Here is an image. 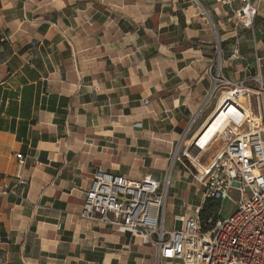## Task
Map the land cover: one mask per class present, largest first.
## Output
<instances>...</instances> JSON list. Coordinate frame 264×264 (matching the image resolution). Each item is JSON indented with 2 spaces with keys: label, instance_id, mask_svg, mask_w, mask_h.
<instances>
[{
  "label": "crops",
  "instance_id": "crops-1",
  "mask_svg": "<svg viewBox=\"0 0 264 264\" xmlns=\"http://www.w3.org/2000/svg\"><path fill=\"white\" fill-rule=\"evenodd\" d=\"M252 4L243 30L213 0H0V186L15 191L0 197L1 261L180 264L82 218L84 194L96 171L149 177L168 181L167 230L193 216L200 187L169 159L182 137L203 165L220 152L194 141L223 90L204 105L213 76L243 81L264 110V0Z\"/></svg>",
  "mask_w": 264,
  "mask_h": 264
},
{
  "label": "built area",
  "instance_id": "built-area-1",
  "mask_svg": "<svg viewBox=\"0 0 264 264\" xmlns=\"http://www.w3.org/2000/svg\"><path fill=\"white\" fill-rule=\"evenodd\" d=\"M213 3L227 7L240 29H252L257 14L252 0ZM220 86L223 90L211 114L218 108L233 107L240 112L241 120L230 122L218 135L223 146L211 164L203 165L194 157L192 160L187 150L181 159L175 156L172 161L182 165L201 189L202 199L192 217L175 218L177 227L167 230L168 181L160 183L149 177L130 180L102 171L93 175L80 216L148 244L154 248L158 263L264 264V110L258 100L253 106L256 95L243 81L229 82L217 74L204 105ZM16 158L20 163L23 160L20 154ZM17 180L19 185L26 184L21 178ZM13 194V187L0 186V197ZM207 199L229 200L235 208L227 217H220L218 212L216 219L208 217L204 230L199 211ZM0 264L6 262L0 260Z\"/></svg>",
  "mask_w": 264,
  "mask_h": 264
},
{
  "label": "bare ground",
  "instance_id": "bare-ground-1",
  "mask_svg": "<svg viewBox=\"0 0 264 264\" xmlns=\"http://www.w3.org/2000/svg\"><path fill=\"white\" fill-rule=\"evenodd\" d=\"M194 118L195 116L192 117L191 122H193ZM241 118L242 116L240 112L233 107H225L219 109L217 112L214 111L208 121L201 128V131L197 134V137H195V145L200 149H204L212 140L218 137L219 134H222L223 129L230 122L237 123ZM188 157L194 160L192 156L188 155Z\"/></svg>",
  "mask_w": 264,
  "mask_h": 264
},
{
  "label": "rangeland",
  "instance_id": "rangeland-1",
  "mask_svg": "<svg viewBox=\"0 0 264 264\" xmlns=\"http://www.w3.org/2000/svg\"><path fill=\"white\" fill-rule=\"evenodd\" d=\"M196 119H197V117L195 118V120ZM195 120H194V122H195ZM214 140H218V141L222 142V144H223V141L219 137H216ZM183 144L184 143H183V137H182L179 140V143H177L176 146L173 147L172 156H171V159L172 160L169 159L170 167H169V170H168L169 171L168 174L170 172L172 173V172H175L176 171V169H174V165L175 164L178 165L179 163L178 162H175V164H173L172 161H174L175 156L179 157L180 159L182 158V154L184 152V145ZM190 155L191 156H194L195 155V151H193L191 149ZM186 163H187V160H186ZM183 179H184V201L187 202V203H192L193 200H192V198L190 199V197L193 196V194L195 193V190L193 189V186H190V183H189V181H188V179L186 177H184ZM190 180L192 181V178H190ZM195 185H196V183H195ZM199 193H201V192H199ZM234 197H235V194H234ZM234 208H235L234 205L229 200H223L221 202L220 217H222V218L227 217L234 210Z\"/></svg>",
  "mask_w": 264,
  "mask_h": 264
},
{
  "label": "trees",
  "instance_id": "trees-1",
  "mask_svg": "<svg viewBox=\"0 0 264 264\" xmlns=\"http://www.w3.org/2000/svg\"><path fill=\"white\" fill-rule=\"evenodd\" d=\"M221 202L218 200L207 199L203 207L199 211V220L202 228L206 230L205 222L206 219L212 216L216 219L217 212L220 210Z\"/></svg>",
  "mask_w": 264,
  "mask_h": 264
},
{
  "label": "water",
  "instance_id": "water-1",
  "mask_svg": "<svg viewBox=\"0 0 264 264\" xmlns=\"http://www.w3.org/2000/svg\"><path fill=\"white\" fill-rule=\"evenodd\" d=\"M219 109H220V108H218V109H217V110H215V111L217 112ZM210 117H211V116H210ZM210 117H209V118H210ZM209 118H208V119H209ZM207 121H208V120H207Z\"/></svg>",
  "mask_w": 264,
  "mask_h": 264
}]
</instances>
